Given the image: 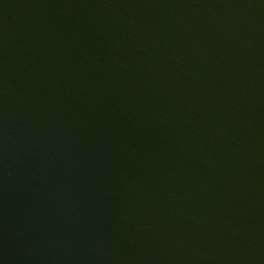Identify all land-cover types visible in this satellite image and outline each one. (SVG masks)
I'll return each mask as SVG.
<instances>
[{
	"label": "water",
	"instance_id": "1",
	"mask_svg": "<svg viewBox=\"0 0 264 264\" xmlns=\"http://www.w3.org/2000/svg\"><path fill=\"white\" fill-rule=\"evenodd\" d=\"M0 264H264V0H0Z\"/></svg>",
	"mask_w": 264,
	"mask_h": 264
}]
</instances>
